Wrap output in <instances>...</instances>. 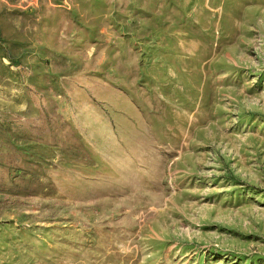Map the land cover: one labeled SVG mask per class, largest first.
<instances>
[{
	"label": "rangeland",
	"instance_id": "obj_1",
	"mask_svg": "<svg viewBox=\"0 0 264 264\" xmlns=\"http://www.w3.org/2000/svg\"><path fill=\"white\" fill-rule=\"evenodd\" d=\"M0 264H264V0H0Z\"/></svg>",
	"mask_w": 264,
	"mask_h": 264
}]
</instances>
